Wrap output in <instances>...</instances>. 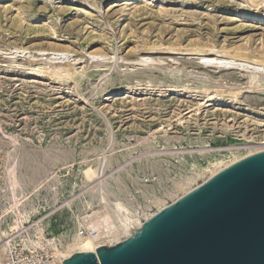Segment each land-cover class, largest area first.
Returning <instances> with one entry per match:
<instances>
[{"label": "rangeland", "instance_id": "1", "mask_svg": "<svg viewBox=\"0 0 264 264\" xmlns=\"http://www.w3.org/2000/svg\"><path fill=\"white\" fill-rule=\"evenodd\" d=\"M262 7L244 0H0L2 239L16 221L11 169L20 209L33 211L30 218L54 212L50 225L56 221L54 231L71 239L81 217L103 204L100 180L106 200H120L132 214L151 213L156 199L171 203L232 152L264 141V87L244 72L205 68L163 50L150 55L162 65L136 64L142 48L153 45L264 55ZM56 49L80 58L71 76L48 66L37 71L42 62L27 59ZM89 53L103 56L92 60ZM229 86L240 88L237 100L225 93ZM204 88L223 93L199 107ZM113 215L101 230L118 224Z\"/></svg>", "mask_w": 264, "mask_h": 264}, {"label": "water", "instance_id": "2", "mask_svg": "<svg viewBox=\"0 0 264 264\" xmlns=\"http://www.w3.org/2000/svg\"><path fill=\"white\" fill-rule=\"evenodd\" d=\"M60 264H264V150L218 171L128 238Z\"/></svg>", "mask_w": 264, "mask_h": 264}, {"label": "bare ground", "instance_id": "3", "mask_svg": "<svg viewBox=\"0 0 264 264\" xmlns=\"http://www.w3.org/2000/svg\"><path fill=\"white\" fill-rule=\"evenodd\" d=\"M244 2L254 6L256 8H260V7L263 8L262 6H264V0H244ZM85 3L91 7V5L88 2L85 1ZM259 10H257V11H259ZM244 17H245V15H244ZM246 19H247V17H246ZM259 19L262 20V18H259ZM260 23L262 24V21H260ZM212 47H214V45ZM142 49L144 50L143 51L144 56H141L140 59H137V60L135 59L136 64H137V62H142V63L147 62L151 65H153V64L158 65V66L162 65V61H160V58L155 59V58L151 57L150 55L155 54V52H157V51L163 50L165 52H169V54H175V55L177 54V55H180L181 57L190 56L193 58H197L198 59L197 64H200L201 66H203L205 68L212 67L215 69L220 68L222 70H229V71L230 70H233V71L236 70V71H240V73L244 72V74H247V76L250 80L249 81L250 83H252L253 85H255L257 87L259 86L260 88L264 87V55L260 54V56H259V52L257 54H253L252 52H249L246 49H243L241 47L237 48L235 51L233 50L234 52H230V51H228V49L226 50V48L225 49H223V48L222 49H216V48H209L205 45L204 46H200V45L182 46V45H175V44H170V45H165V46L153 45V46H149V47H144ZM23 51L25 52V50H23ZM42 52L45 53L44 51H42ZM50 54L52 56H49L48 53L47 54H41L39 56H35V55L30 56V54H29V55H27V59L31 58V60L33 61V63L31 62L32 65L34 64V61H35V63L36 62H39V63L42 62L39 65H37L38 66L36 69L37 71H44L48 66V69L50 68V71L54 74L65 73L66 76H71L74 73V71H75L74 62H75V60H77V57H76V59H75V57L71 58L69 50L56 49V50H53V52H51ZM13 55L15 56V53H13ZM44 55H47L48 57L47 56L45 57ZM7 56H9V55H7ZM25 56H26V54L24 53L23 57H25ZM40 56H42V57H40ZM89 56L93 60V58L96 59L97 57L99 58L103 55H100L98 53H93V54L89 53ZM12 58H14V57H12ZM16 58L17 57H15V59ZM113 58L118 60L116 57H113ZM118 58H119V56H118ZM79 59L80 58H78L77 61H79ZM111 60L112 59H110V60L108 59V61H111ZM105 61L107 62V60H105ZM123 61H124V59H123ZM12 62H14V61L12 60ZM125 62H128V61H125ZM131 62L132 61H130V63ZM18 64H20V63H18ZM112 64H113V62H112ZM114 64H115V62H114ZM145 65H146V63H145ZM158 66H157V68H159ZM166 66H167V64H166ZM172 68H170V69H172ZM170 69H168V70H170ZM176 69H179V68L175 67L174 70H176ZM201 73L202 72L200 71L199 75H201ZM209 77H211V76H209ZM208 79H211V78H208ZM211 81H213V80H211ZM232 85H233V83H232ZM229 87H227V88H229ZM239 89L240 88L233 90V88H231V90H229V92L227 91L228 90L227 89V90H225V93H227L228 95L232 96L235 100H237L238 99L237 98L238 92L240 91ZM201 90H202L203 97L201 99L202 102H200L198 104L199 107L212 105V102L216 103L217 98L219 96H221L223 93V91H220V88L218 90L214 89L215 92H213L212 94H211V92L213 90L211 92H209L208 89H206V88L201 89ZM246 148L247 149L243 154L232 152L230 154V156H231L230 160H228L223 165H220L217 168L211 170L209 175L203 180V182L206 181L211 176H213L214 174H216L218 171H220L223 168L227 167L228 165L232 164L233 162H236L237 160H240L241 158L248 156L250 154H253L255 152H259V151L264 150V141L259 142L257 144H252V145L250 144ZM95 171L96 170H94L92 168H88L85 173L89 178V177H92L93 174H95ZM8 174H9V180L7 183V187H8V190H9V192L11 194V198H12V204H11L10 208L12 209V211L14 212V214L16 216L15 217L16 221L14 222L13 228L23 227L24 225L22 226V223H26L27 221H29V218H30L33 211H30V210L26 211L25 209H20L21 198L17 195V193L15 191L16 185L18 184V179L14 173V169H11ZM95 183H97V182H95ZM96 185H98L99 191L100 190L102 191V194L101 193L100 194L102 195L101 198L104 200V201H102L103 204L98 209H92L93 211L89 215L84 216L82 218V220L80 221V224H86L88 226V228L94 230L96 232V235H90V236H86V237H80V236L72 237L71 236L72 237L71 242L65 241L55 251L56 258L64 260L75 252H86V251L92 250L94 248H97L98 246L106 245L105 241H107V240H110L109 243L107 242L109 245L118 243V242L128 238L129 236H131L135 231H137L143 225L145 220L149 219L156 212H158L159 210H161L162 208H164L170 204L169 203L166 205L165 204L162 205L161 201L159 199H156L154 201V203L157 205L156 211L151 212V213L142 212L141 215H139V213L132 214V213H130L127 205L125 203L121 202L120 200H118V199H116L114 201L106 200V194L103 193L104 192L103 191L104 190L103 179H102V181L100 180V182H98ZM199 185L200 184H198L197 186H199ZM197 186H195V187H197ZM194 188H191L190 190H192ZM190 190L185 191L182 195L186 194ZM171 193H172V191H171ZM182 195L177 196V197L175 195V197H174V199H172L171 203L174 202L175 200H177L178 198H180ZM111 213L116 215L115 218H117L118 224L117 225L113 224V226H108V227H106V229L104 228L105 230H101L102 229V228L100 229L101 225H104V227H105L108 224L107 220H108V217H111ZM110 220H108V222ZM3 235H5V234H3V232H0V241L3 237ZM2 254H4V250L0 248V256H2Z\"/></svg>", "mask_w": 264, "mask_h": 264}, {"label": "built area", "instance_id": "4", "mask_svg": "<svg viewBox=\"0 0 264 264\" xmlns=\"http://www.w3.org/2000/svg\"><path fill=\"white\" fill-rule=\"evenodd\" d=\"M53 214L54 212H49L40 217L33 216L23 227L10 230L0 241V248L4 250V254L0 256V264H60L63 262L56 258L55 251L66 240L69 241V237L54 231L58 224L54 221L56 226L50 225ZM90 235H96V232L88 228L86 224H80L79 221L74 236Z\"/></svg>", "mask_w": 264, "mask_h": 264}]
</instances>
